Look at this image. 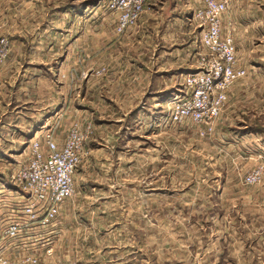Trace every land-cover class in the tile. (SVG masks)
Returning a JSON list of instances; mask_svg holds the SVG:
<instances>
[{
  "label": "rangeland",
  "instance_id": "obj_1",
  "mask_svg": "<svg viewBox=\"0 0 264 264\" xmlns=\"http://www.w3.org/2000/svg\"><path fill=\"white\" fill-rule=\"evenodd\" d=\"M106 1L85 0L94 4L87 13L92 11L101 19L100 35L112 29L115 21ZM184 3L191 17L200 6V0ZM33 56L43 59L42 53ZM46 58L52 64L51 78L39 87V99L46 86L51 85V93L61 88V52ZM150 59L144 54V75L155 65ZM100 61L104 63L81 73L82 81L87 74L105 77L96 71L109 67V57L102 56ZM247 76V83L237 90L244 95L233 98L234 106L208 137L197 134V125L169 123L167 103L176 88L157 98L145 97L144 92V113L137 110L121 122L106 124L110 127L102 136L112 137L104 142L115 141L116 149L104 147L88 154L76 173L75 194L61 206L55 223L47 229L25 228L32 235L29 253L35 251L45 264H264V178L258 184L244 181L255 169L264 141L234 131L245 121L244 115H264V65L250 67ZM7 97L0 94V117L14 111L6 104ZM41 119L34 124V134L19 141L0 125V236L9 222L23 216L25 200L11 182V174L28 161L35 136L51 126L56 133L61 129V108L57 105ZM15 121L12 113L0 123L14 125ZM25 230L17 241L27 236Z\"/></svg>",
  "mask_w": 264,
  "mask_h": 264
},
{
  "label": "crops",
  "instance_id": "obj_2",
  "mask_svg": "<svg viewBox=\"0 0 264 264\" xmlns=\"http://www.w3.org/2000/svg\"><path fill=\"white\" fill-rule=\"evenodd\" d=\"M89 7L94 4L90 6L85 0H0L2 33L9 38L12 52L8 60L0 63V94L8 95L10 99L6 104L14 107V111L2 113L0 121L3 117L9 119L12 113L16 116L14 125L6 122L0 125L9 135L14 133V139L19 141L34 134V124L59 105L63 119L56 140L60 145L65 140L69 122L75 118L93 124V135L87 143L90 154L104 147L116 149L115 141L104 142L112 136H102L111 123L121 122L137 110L144 113V92L145 97L164 96L175 88L178 90L176 85L181 86L183 78L196 71L200 32H196L194 11L191 17L184 0H152L138 24L121 36L115 33L116 20L112 29L107 27L100 35L101 19L94 17L92 11L87 13ZM223 29L234 37L239 65L247 70L250 67L261 69L264 65V0H230L223 16ZM58 51L61 52L60 92L51 93L49 85L39 99L36 94L39 87L51 78L52 64L47 54ZM24 53H28L26 59ZM35 53H42L43 59L36 60ZM144 54L155 63L152 71L145 75ZM102 56L109 57L106 63L109 73L99 79L87 74L82 81L81 73L104 63L100 61ZM248 79V76L239 79L231 88L214 132L220 119L234 106L233 98L244 95L237 90ZM1 98L6 100L5 96ZM244 116L245 121L234 127V131L241 137L252 136L256 141H264V115L254 112ZM107 123H110L108 127ZM263 152L256 155L255 168L264 165ZM25 234L27 236L19 238L20 241H9L7 251L11 257L29 253L31 231L26 229ZM42 238L46 243L47 234Z\"/></svg>",
  "mask_w": 264,
  "mask_h": 264
},
{
  "label": "built area",
  "instance_id": "obj_3",
  "mask_svg": "<svg viewBox=\"0 0 264 264\" xmlns=\"http://www.w3.org/2000/svg\"><path fill=\"white\" fill-rule=\"evenodd\" d=\"M151 1L107 0V10L116 20L115 33L121 36L134 28ZM229 4L230 0H200V6L193 13V20L200 28L197 69L183 78L180 88L167 103L169 123L197 125V134L201 137L214 133L231 88L248 74L247 68L238 63L234 37L223 29V16ZM10 47L9 38L0 32V63L7 60ZM107 73L106 66L96 71L98 76ZM93 131V124L75 120L62 145L56 140L53 126L30 141L28 161L18 165L10 177L25 200L23 216L9 222L0 236V264H45L35 251L11 257L7 246L29 225L47 229L55 223L62 204L75 194L76 173L89 154L87 143ZM263 175L264 165H260L244 181L249 185L258 184Z\"/></svg>",
  "mask_w": 264,
  "mask_h": 264
}]
</instances>
